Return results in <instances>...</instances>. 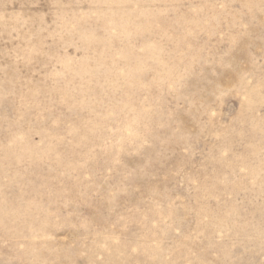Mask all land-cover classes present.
<instances>
[{"label": "rangeland", "instance_id": "rangeland-1", "mask_svg": "<svg viewBox=\"0 0 264 264\" xmlns=\"http://www.w3.org/2000/svg\"><path fill=\"white\" fill-rule=\"evenodd\" d=\"M0 264H264V0H0Z\"/></svg>", "mask_w": 264, "mask_h": 264}]
</instances>
